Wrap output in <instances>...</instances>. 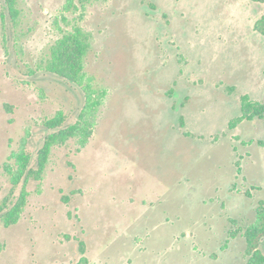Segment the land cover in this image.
I'll list each match as a JSON object with an SVG mask.
<instances>
[{
  "label": "rangeland",
  "instance_id": "1",
  "mask_svg": "<svg viewBox=\"0 0 264 264\" xmlns=\"http://www.w3.org/2000/svg\"><path fill=\"white\" fill-rule=\"evenodd\" d=\"M70 2L12 0V18L0 0V201L7 170L36 166L46 118L91 127L80 151L78 136L53 146L16 223L0 221V264H246L264 117L229 123L243 97L264 104V2ZM73 27L90 33L79 82L45 69Z\"/></svg>",
  "mask_w": 264,
  "mask_h": 264
},
{
  "label": "trees",
  "instance_id": "2",
  "mask_svg": "<svg viewBox=\"0 0 264 264\" xmlns=\"http://www.w3.org/2000/svg\"><path fill=\"white\" fill-rule=\"evenodd\" d=\"M5 1L10 10L9 14L14 18L16 12L11 10L13 4L12 0ZM251 1L264 2V0ZM70 5L73 6L72 0ZM254 29L264 34V15L255 21ZM89 40V31L84 32L79 27H73L70 31L63 32L62 36L57 39L52 47V56L47 62L45 69L69 81L79 82L84 74L83 59L90 47ZM65 117L62 111H58L54 116L44 120V126L53 131L45 136L43 145L38 151L37 162L34 168L26 170L25 165H23L20 170L16 172L7 170L11 178V188L8 194L0 201V221L5 227L16 223L20 210L25 202V195L27 193L25 185L30 179L36 181L42 179L47 159L53 146L62 145L68 139L76 136H78V151L83 149L87 144L91 135V127H80L77 123L64 127ZM263 117L264 104L250 101L247 97H243L241 101V115L234 122H230L229 127L233 128L237 121ZM21 180H23L21 193L17 200L15 199L13 201V192ZM243 236L246 243V264H264V251L261 246L264 244V204L261 201L256 208L255 221L246 227ZM79 251L81 254L85 253L82 241L79 242ZM80 261L81 264H87L88 262L87 258L84 256H81Z\"/></svg>",
  "mask_w": 264,
  "mask_h": 264
}]
</instances>
